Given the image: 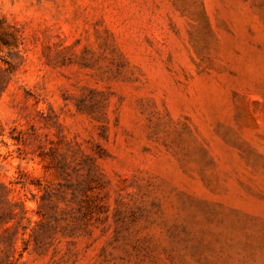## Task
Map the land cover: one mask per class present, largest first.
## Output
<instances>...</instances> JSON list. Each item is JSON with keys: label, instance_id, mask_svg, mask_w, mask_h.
<instances>
[{"label": "rangeland", "instance_id": "rangeland-1", "mask_svg": "<svg viewBox=\"0 0 264 264\" xmlns=\"http://www.w3.org/2000/svg\"><path fill=\"white\" fill-rule=\"evenodd\" d=\"M0 264H264V0H0Z\"/></svg>", "mask_w": 264, "mask_h": 264}]
</instances>
